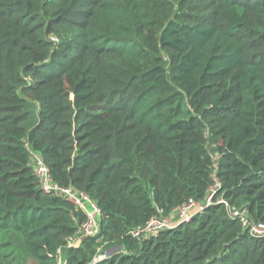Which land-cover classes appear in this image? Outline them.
I'll list each match as a JSON object with an SVG mask.
<instances>
[{"label": "trees", "instance_id": "1", "mask_svg": "<svg viewBox=\"0 0 264 264\" xmlns=\"http://www.w3.org/2000/svg\"><path fill=\"white\" fill-rule=\"evenodd\" d=\"M31 153L84 214L41 191ZM213 204L146 239L189 201ZM264 0H0V264H264Z\"/></svg>", "mask_w": 264, "mask_h": 264}, {"label": "built area", "instance_id": "2", "mask_svg": "<svg viewBox=\"0 0 264 264\" xmlns=\"http://www.w3.org/2000/svg\"><path fill=\"white\" fill-rule=\"evenodd\" d=\"M31 163L34 168V175L42 192L64 198L79 209L85 216V220L80 228V236L77 239H73L68 246L79 247L84 239L97 236L100 233L101 211L96 203L84 192L73 187L63 188L55 184L51 178L49 169L45 166L40 155L31 153ZM219 188L220 183L215 180L203 204L189 201L183 206L174 209L170 217H154L144 227L137 228L129 234L138 240L157 236L164 230L174 228L178 224L190 221L195 215L203 213L207 207L212 206L216 202V204H225L228 206L223 199L216 198ZM229 215L231 218L238 219L243 229L246 230L250 236L264 237L263 223H250L246 218V214L241 211H231ZM120 251L121 249L117 252ZM113 252L114 251H111L109 253ZM109 253L99 252L93 259L92 264L105 260ZM59 264H65V262L60 261Z\"/></svg>", "mask_w": 264, "mask_h": 264}, {"label": "rangeland", "instance_id": "3", "mask_svg": "<svg viewBox=\"0 0 264 264\" xmlns=\"http://www.w3.org/2000/svg\"><path fill=\"white\" fill-rule=\"evenodd\" d=\"M7 239V240H6ZM9 239L12 240V244H11V248H8L6 253L10 254V257L12 259H16L13 264H30L31 263V259H28V256L26 255L24 249H23V245H22V239L17 236V235H12L10 233H6L3 234V237L1 239L2 240H6L8 241ZM114 251L117 252L119 251V248H113L111 250H109V252ZM100 252H104V253H109L108 251H100Z\"/></svg>", "mask_w": 264, "mask_h": 264}, {"label": "water", "instance_id": "4", "mask_svg": "<svg viewBox=\"0 0 264 264\" xmlns=\"http://www.w3.org/2000/svg\"><path fill=\"white\" fill-rule=\"evenodd\" d=\"M249 206L245 205L243 208H241V212H244L246 215L248 214Z\"/></svg>", "mask_w": 264, "mask_h": 264}]
</instances>
